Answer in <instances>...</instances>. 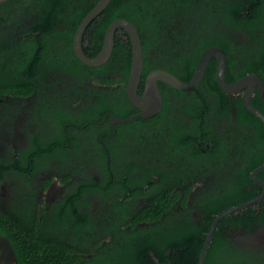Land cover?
<instances>
[{
    "label": "trees",
    "instance_id": "obj_1",
    "mask_svg": "<svg viewBox=\"0 0 264 264\" xmlns=\"http://www.w3.org/2000/svg\"><path fill=\"white\" fill-rule=\"evenodd\" d=\"M96 1L0 3V99L8 93L26 96L31 90L45 88L52 78L65 80L66 74L74 83L94 80L95 84L80 96L84 100L80 108L71 110L58 105L46 110L53 133L48 137L41 131L33 133L30 150L14 151L15 154L12 151L5 160L0 157V178L6 171L32 172L44 155L69 161L68 146H63L64 126L67 131L70 129L68 139L73 144L79 132L89 134L99 127L97 135L111 132L108 120L104 128L96 122L106 111L127 117L135 110L126 93L131 63L127 33L116 30L112 53L99 66L84 64L74 54L75 29ZM23 16L29 19L28 23ZM117 18L132 21L140 33L143 70L138 93L151 69L148 55L171 52L173 61L161 66L188 80L200 53L211 45L226 52V81L255 72L264 85V0H110L83 34V49L88 56L99 52L108 24ZM215 65L212 57L197 91L159 83L163 101L159 113L145 121L137 118L121 124L115 134L119 144L108 145L112 157L114 151H123L126 168L114 169L111 159L113 181H109L107 173L102 182L90 183L86 179L78 186L74 196L83 197L90 191H108L109 196L114 191L120 193L113 197L111 206L114 222L105 230H118L113 243H107L97 256L89 252L88 257L68 246L62 235L42 232L44 220L31 230L0 218V232L9 240L17 264H155V258L164 264H197L214 217L262 190L249 174L264 160V123L247 110L242 97L219 87ZM67 91L66 94L79 95L72 88ZM94 95L98 97L94 99ZM250 102L264 113V100L258 92ZM79 125L83 126L81 130ZM155 130L160 136L153 135ZM93 141L95 147H101L96 138ZM135 151H140L139 161L132 157ZM101 158L106 167V157ZM258 177L264 182V168ZM193 181L198 182V187L188 203V183ZM140 199L142 204L134 209L133 203ZM58 206H65L72 219L73 214H84L74 202L62 201ZM179 206L184 212L195 209L199 214L197 221L191 223L183 218L181 223L164 224L161 215H177ZM60 213L58 210L54 214L55 225L63 223ZM89 217L75 221L71 230L86 235L87 244L95 246V241L89 240L93 225ZM139 220H149V224L140 225ZM257 229L264 230V197L262 202L218 221L203 264H264V249L254 242L242 245L238 241L243 234ZM166 249L171 250L167 255Z\"/></svg>",
    "mask_w": 264,
    "mask_h": 264
},
{
    "label": "flooded vegetation",
    "instance_id": "obj_2",
    "mask_svg": "<svg viewBox=\"0 0 264 264\" xmlns=\"http://www.w3.org/2000/svg\"><path fill=\"white\" fill-rule=\"evenodd\" d=\"M22 19H24L25 23L29 22L26 16H23ZM167 61H173V55L169 51L163 52L161 55H148L147 62L151 67L149 71L153 69H163L171 72L166 67L161 66L166 64L165 62ZM149 71H147L146 74ZM74 82L75 80L66 74L65 80L56 81L55 78H52L47 81L48 84L45 88L41 90L36 89L35 91L31 90L26 96L11 95L8 93L3 99H0V157L2 160H5L8 155L12 156V151L13 154H15L19 151L27 152L30 150L29 147H31V141H33L31 138L33 133L41 131L46 137L53 133V128L45 114L46 110L53 109L58 105L75 110L84 104V100L80 96L90 91H87V89H92L95 86L93 83L94 80H89L85 83L82 81L80 84ZM64 83L68 85H63ZM68 88H72L74 93H78L79 95L66 94L65 92L69 93L67 91ZM255 91L257 92L255 89L251 97L254 96ZM96 95H94V99L98 97ZM230 95L242 97L241 94L230 93ZM128 101L129 104L135 108L132 114L136 113L138 108L130 102L129 98ZM110 115L113 114L106 111L101 119L96 122L101 126L108 120L112 128L111 132L99 133L97 135V130L100 129V127L97 128V130L92 129L89 134L79 132V134H75L76 140L73 144H70V140L68 139V131H70V129L67 131V127L64 126L65 144L63 146H68L67 153L71 156L69 161L62 162L49 155H44V158L39 156L43 161L38 160L36 164L37 168L35 170L32 169V172H4L0 178V218L3 219L4 222H14L23 229L31 228V230L44 220L42 232L54 236L56 234L62 235L68 246H71L74 250L77 249L86 253L85 255L88 257L89 254H91L89 252L97 256L102 252V248L107 246V243L112 244L118 230L112 232H105V230L114 222L115 214L111 212V206L113 197L117 198L120 193L114 191L112 196H109L106 195L108 191H90L88 194L83 195V197L74 196L78 193L76 192L77 188L83 180L90 179V183H93L92 180L95 183H99L107 178L108 173L109 181H113V172L109 166L111 159H113L111 163L114 169L122 170L126 168L123 164L125 161L123 160L125 156L123 151H114L112 157L110 149H108V145L110 144H119L115 134L117 128L123 124L118 122L111 123ZM137 118L143 119L142 121L148 119V117H135L133 119ZM105 126L106 125H103L102 128ZM78 127L81 130L83 126L79 125ZM94 130L96 131V135H94ZM153 135L160 136L159 130H155ZM105 137H107V139ZM94 138H96V141H98L101 147H95ZM108 138H111V140ZM101 155L106 157V167L101 163ZM139 156L140 151L132 153V157L135 161L140 160ZM21 160L24 161V159ZM243 160L244 159L240 157V163H243ZM105 170H107L106 173H104ZM188 184L191 185L190 192L187 195V201L190 203L193 199V192L198 187V182L193 181ZM73 197L78 198V200L73 199ZM71 199H73V201H71ZM62 201L66 204L70 202L78 204V209L84 213L83 216L80 214H73L75 218L72 219L71 214L65 211V206H58ZM142 202L143 199H140L138 203H133V208H137ZM57 209L62 212L60 216L63 219V223L55 225L53 217L55 213L57 214ZM179 210L180 212L177 215L163 213L161 215V221L168 225L173 222L181 223L183 218H188L192 223L193 221H197L199 217L195 209L184 212V208L179 206ZM87 215L93 220V225L90 226L89 230V232H91L89 240L95 241V246L87 244L85 240L86 235L82 236L80 234H75L71 230V225L75 224V221L89 217ZM149 220H139V224L148 225ZM123 228L124 225L120 226L119 230ZM242 236L243 237L239 238V240L237 239L238 241L241 240L242 245L254 242L264 249L263 229H257L251 234L245 233ZM170 251V249H166L164 254L167 255ZM150 254L154 257L153 252H150ZM90 257H94V255H90ZM154 262L155 264H164L157 258L154 259Z\"/></svg>",
    "mask_w": 264,
    "mask_h": 264
},
{
    "label": "water",
    "instance_id": "obj_3",
    "mask_svg": "<svg viewBox=\"0 0 264 264\" xmlns=\"http://www.w3.org/2000/svg\"><path fill=\"white\" fill-rule=\"evenodd\" d=\"M4 1L6 0H0V3ZM109 2L110 0L96 1L94 6L84 15L77 25L73 35L72 45L74 54L82 63L90 66H99L105 63L112 53L116 30L122 29L127 33L131 49V63L129 76L126 82V93L130 102L138 108V111L127 117H115L110 115L111 123H124L135 117L147 118L159 113L162 107V94L159 88V82H163L182 91H196L205 76L206 69L212 57L216 60L215 79L219 87L227 93L241 94L245 107L264 123V113L250 102V97L253 95L255 89L264 100V85L262 80L257 73L252 72L245 74L232 82L226 81L225 72L227 55L224 49L220 46H208L200 53L193 72L188 80H182L172 72L163 69H153L149 71L144 78L143 89L140 93H138V91L143 70V50L139 30L132 21L126 18L112 20L105 30L99 52L94 56H88L82 47L83 34L89 22L96 18L98 14L106 8ZM263 168L264 160L256 166L250 174L251 179L261 186V192L245 202L224 209L214 217L200 249L197 264H203L212 233L222 217L237 212L249 205L262 202L264 197V182L257 177V173ZM0 264H17L13 248L7 237L2 235L1 232Z\"/></svg>",
    "mask_w": 264,
    "mask_h": 264
}]
</instances>
